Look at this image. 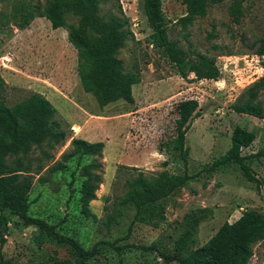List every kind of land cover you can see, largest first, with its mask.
Instances as JSON below:
<instances>
[{
    "label": "rangeland",
    "instance_id": "rangeland-1",
    "mask_svg": "<svg viewBox=\"0 0 264 264\" xmlns=\"http://www.w3.org/2000/svg\"><path fill=\"white\" fill-rule=\"evenodd\" d=\"M52 1L0 0V56H5L6 65H0V77L8 104L30 93L41 95L57 110L51 133L63 132L62 140L49 138L29 155L33 161L28 216L53 225L85 251L94 246L96 254L78 258L67 244L24 226L4 210L0 264H166L161 253L188 256L224 222L231 223L248 210L264 212V190L245 180L236 165L204 170L227 150L236 125L256 129L242 155L264 150V120L230 109L238 94L264 74V55L253 53L254 40L264 37V0H246L239 24L227 12L228 1L212 5L185 31L176 23L184 15L180 0H161L169 37L183 50L213 57L219 72L216 80H199L193 73L179 77L166 56L151 45L141 0H97L98 18L122 24L125 38L114 58L123 72L135 64L140 75L131 86L133 103L118 99L102 109L91 93L80 88L76 76V53L68 37L70 27L81 28L77 7L64 11L62 28L52 29L49 21L37 17L21 28L23 18ZM85 34L98 44L102 31L87 24ZM188 99L198 102L200 113L185 134L186 170L193 178L186 187L137 212L131 202L123 201L126 181L139 172L146 178L183 172L168 142L178 117L177 104ZM72 139L103 146L98 154H85ZM10 158L6 155L5 162ZM88 163L96 164L93 172L101 181L85 217L79 198L82 170ZM249 167L264 179V158H251ZM198 209L204 213L194 214ZM192 217L198 222L190 224ZM249 260L264 264V241L253 245Z\"/></svg>",
    "mask_w": 264,
    "mask_h": 264
},
{
    "label": "trees",
    "instance_id": "trees-1",
    "mask_svg": "<svg viewBox=\"0 0 264 264\" xmlns=\"http://www.w3.org/2000/svg\"><path fill=\"white\" fill-rule=\"evenodd\" d=\"M225 1H228L227 12L232 22L239 24L244 14L243 3L246 0H180L184 7V15L177 18L176 23L185 31L196 19L206 16L208 7ZM96 3L97 0H53L42 11L36 9L27 18H23L21 28L28 27L34 17L46 19L52 29L62 28L65 26L64 11L68 7L76 6L78 13L81 14V28L70 27L68 40L76 53L75 71L80 88L84 92L91 93L101 109L118 99L131 104L133 103L131 86L139 82V70L135 64L127 71L121 70L114 53L125 38L120 31L122 24L117 20L106 23L98 18L94 14ZM141 6L150 30L151 45L166 56L179 77L185 78L188 73H193L199 80L217 79L219 72L213 57L183 50L176 39L169 37L166 17L161 11V0H141ZM125 23L127 21L123 22ZM87 24L102 31L98 44H93L86 36ZM183 38L188 40V34L184 33ZM209 38H213V35L210 34ZM253 47L254 54L264 55V37L256 38ZM5 91V83L0 77V212L8 210L24 226L37 229L58 244H67L78 258L96 254L94 246L85 251L73 239L58 234L53 225L28 216L29 192L32 186L29 170L33 161L29 155L33 148H40L49 138L62 140L63 132L51 133L57 110L44 97L30 93L14 104H8ZM198 106V102L194 99L178 102V117L174 121L173 136L168 142L170 149L177 153L182 163V174L161 172L146 178L139 172L126 181L128 191L123 201L131 202L137 212L146 205L162 201L173 192L186 187L193 178L186 170L189 149L185 145V134L192 121L200 116L197 111ZM230 109L238 114L251 115L264 120V74L258 76L238 94L231 103ZM255 134L256 129L247 130L238 125L234 126L230 132L227 150L204 170L211 172L234 164L245 180L254 182L258 188L264 190V179L255 176L249 167L251 158H264V150L259 149L249 155L241 154L242 149L249 147ZM71 143L85 154H98L103 146L101 142H87L81 139H72ZM6 155L11 156L9 163L5 162ZM95 165L85 164L82 170L83 180L79 200L81 212L85 217L91 213L88 205L90 201L97 199L95 191L98 190L101 181L100 176L93 172ZM123 168L136 170L135 167ZM200 213H204L203 209L194 212V214ZM3 222V216L0 214V229ZM197 222L192 217L190 224ZM187 232L186 229L183 233L185 237ZM259 241H264V212L252 209L242 213L231 223L224 222L204 244L188 256L162 253L160 256L166 264L171 263L172 260L178 264H249L252 247ZM3 242V235L0 232V245Z\"/></svg>",
    "mask_w": 264,
    "mask_h": 264
},
{
    "label": "built area",
    "instance_id": "built-area-1",
    "mask_svg": "<svg viewBox=\"0 0 264 264\" xmlns=\"http://www.w3.org/2000/svg\"><path fill=\"white\" fill-rule=\"evenodd\" d=\"M3 59L5 60V56H0V65L6 67L5 63L3 62Z\"/></svg>",
    "mask_w": 264,
    "mask_h": 264
}]
</instances>
